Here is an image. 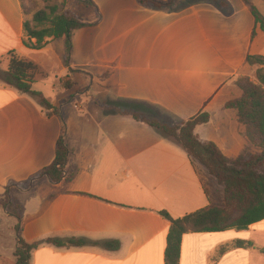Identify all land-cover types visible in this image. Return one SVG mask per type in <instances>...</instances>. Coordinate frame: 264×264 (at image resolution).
I'll list each match as a JSON object with an SVG mask.
<instances>
[{"label":"crops","instance_id":"0c3cea01","mask_svg":"<svg viewBox=\"0 0 264 264\" xmlns=\"http://www.w3.org/2000/svg\"><path fill=\"white\" fill-rule=\"evenodd\" d=\"M90 1L96 9L52 2L90 25L72 34L67 66L63 40L26 48L29 17L19 0H0V71L14 52L40 72L32 89L59 109L73 173L70 181L41 180L13 193L23 207L19 233L27 245L37 244L29 264H164L170 224L160 213L180 219L210 206L198 172L180 147L96 102L176 126L206 113L209 122L194 134L236 159L250 145L235 111L224 106L241 96L238 79L253 81L247 57H264V33L251 14L254 8L264 18V0H224L226 10L210 0H174L168 10L145 9L136 0ZM69 97L77 104L65 103ZM60 130L59 118L0 82V197L9 183L52 164ZM16 224L0 207V264H15ZM48 239L120 247L58 248ZM237 242L254 249L236 248ZM261 251L264 221L242 232L184 235L179 264H264Z\"/></svg>","mask_w":264,"mask_h":264},{"label":"trees","instance_id":"16d2710c","mask_svg":"<svg viewBox=\"0 0 264 264\" xmlns=\"http://www.w3.org/2000/svg\"><path fill=\"white\" fill-rule=\"evenodd\" d=\"M19 1L23 14L29 17L23 23L24 46L32 50H42L52 41L63 40L65 63L68 66L72 51V34L90 25L80 22L74 12L59 10L56 5H45L43 9L29 14L24 9V0ZM75 1L84 8L96 9L90 0ZM136 2L145 9L153 10H168L174 5V0H136ZM210 2L221 10L228 8L224 0H210ZM251 14L255 24L264 33V18L254 8H251ZM8 61L7 70L0 71L2 85L31 96L47 117L55 116L61 122L60 136L55 143L52 164L27 181L9 183L3 196L0 197V207L17 221L15 226L17 247L13 253L15 264H29L30 253L37 244L27 245L20 236L19 224L23 207L13 198V193L29 191L41 180H48L53 184L70 181L73 173L67 170L69 150L65 142V126L59 109L53 107L41 93L32 89L36 67L20 59L14 52L8 54ZM246 63L254 72L253 81L248 78L238 79L236 86L241 96L226 103L224 109L235 111L237 122L244 127L245 138L255 152H245L236 159L226 158L215 144L202 142L194 134L196 127L209 122L210 117L206 113L176 126L157 118H149L140 111L113 109L96 102L107 113L130 116L134 121L152 128L157 134L180 147L195 169L199 166L205 171L209 184H206L201 177L200 184L210 201L208 208L180 219H172L165 212L160 213L170 224L164 264H179L184 235L212 234L229 230L242 232L251 225L264 221V57L248 56ZM73 86L69 82L64 84L67 90L72 89ZM70 99L71 97L64 102L67 103ZM206 185L217 190L210 193ZM44 243L58 248L99 247L110 252H115L120 247L115 241L90 242L85 239H48ZM236 248L254 249L249 242H237Z\"/></svg>","mask_w":264,"mask_h":264},{"label":"rangeland","instance_id":"374dc122","mask_svg":"<svg viewBox=\"0 0 264 264\" xmlns=\"http://www.w3.org/2000/svg\"><path fill=\"white\" fill-rule=\"evenodd\" d=\"M191 1H196V0H190V2ZM52 2H53V0H24L23 1V5H24V9H25V11L26 12H28L29 14H31V13H34V12H36V11H38V10H41V9H43V7L45 6V5H52ZM174 6V5H173ZM39 72V71H38ZM42 77V75L40 74V72L39 73H35V78L37 77ZM72 99L73 98H71L70 99V101H69V103H71V104H77L76 102H74V101H72ZM79 104H84V103H79ZM84 107V106H83ZM148 117V116H147ZM149 118H152V117H149ZM249 148H248V152H251V153H253L254 152V150H253V148L251 147V146H248ZM246 151V152H247ZM196 172H198V176H199V178L201 177V178H203V180H204V182H206V184H209L208 182H207V180H206V174H205V171L203 170V168H201V167H199V166H196ZM207 186V189L210 191V193H212L213 191H216L217 189L215 188V187H209L208 185H206ZM1 226H3V225H1ZM15 260V259H14Z\"/></svg>","mask_w":264,"mask_h":264}]
</instances>
